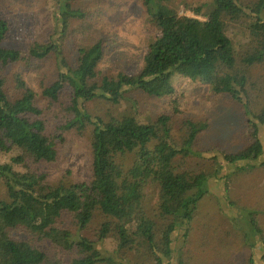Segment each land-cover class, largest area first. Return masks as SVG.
<instances>
[{"label": "trees", "instance_id": "trees-1", "mask_svg": "<svg viewBox=\"0 0 264 264\" xmlns=\"http://www.w3.org/2000/svg\"><path fill=\"white\" fill-rule=\"evenodd\" d=\"M139 1L143 13L134 32L143 52L134 75L125 68L136 55L115 57L110 45L117 43L121 17L97 26L74 8L77 0H52L49 38L15 47L8 44L13 25L0 17V156L16 152L0 162V264H264V211L233 200L230 214L222 206L218 211L238 228L236 213L243 221L242 258L215 254L228 237L210 215L201 254L189 248L203 201L213 195L210 183L227 196L236 170L264 168V0L187 4L197 17L179 14L176 0ZM239 24L253 40L240 55ZM16 67L29 70L31 81L33 72L38 89ZM257 69L263 74L256 77ZM181 77L240 105L247 142L239 152L209 148L213 154L204 156L201 135L209 122L186 117L177 124ZM151 98L167 101L169 112L145 116ZM96 102L108 107L105 114L91 111ZM75 137L88 162L85 176L70 182L74 169L64 155ZM196 158L211 169L195 170ZM39 164L64 171L51 179L33 169ZM98 215L101 223L88 236ZM19 227L29 236L24 246L14 237Z\"/></svg>", "mask_w": 264, "mask_h": 264}, {"label": "rangeland", "instance_id": "rangeland-1", "mask_svg": "<svg viewBox=\"0 0 264 264\" xmlns=\"http://www.w3.org/2000/svg\"><path fill=\"white\" fill-rule=\"evenodd\" d=\"M252 2L253 0H248ZM87 2H92L88 5ZM95 2V4H93ZM210 0H176V7L179 14L189 17H197L191 11L187 10V4L192 6H200L209 3ZM253 3V2H252ZM76 9H81L88 12V21L94 22L97 26L102 24H108L111 21L113 25L117 23V19L121 17L123 24L119 27V32L115 35L117 37V43L110 44L111 47L116 50L115 57L119 55V52L133 53L136 55L134 60L130 59L128 66L125 70L128 74L134 75L139 70L140 59L142 56V48L140 40L134 32L136 22L142 17L143 6L139 0H131L130 2H117L115 0H77L75 5ZM90 11V12H89ZM53 14L54 6L52 0H0V17H6L10 19L13 28L10 33L8 44H12L13 47L20 44L34 43L35 41H43L49 38V33H52L53 28ZM202 19V17H198ZM137 20V21H136ZM136 21V22H135ZM135 25V26H134ZM234 41L238 54H242L253 45V40L250 38L247 30V26L244 24L237 25L234 29ZM77 37L80 38L81 34L78 33ZM120 46H119V45ZM139 51V52H138ZM142 51V52H141ZM24 67L23 65H20ZM17 68L14 70H21L25 76L30 80L29 70H23V68ZM54 68V67H53ZM55 69V68H54ZM256 77L263 74L262 69L255 70ZM32 81L30 84L35 89H38V81L35 79V75L31 74ZM176 92L180 96L179 98V121L177 124L182 123V119L190 117L196 121L207 120L209 122L208 129L201 135L202 150L212 148L214 153H220L225 151L226 153L239 152L247 142V131L244 127V114L239 104L232 101L227 96H215L211 94L209 88L200 83L191 81L186 78H176L175 80ZM149 106L145 109L144 115L149 117V113L159 114L161 112L168 111L170 105L167 101H161L159 99L151 98ZM91 111L101 112L105 114L108 107L105 104L98 103L90 106ZM261 106L252 109L254 113L260 110ZM95 109V110H94ZM124 110V106L119 107V110ZM96 113V112H95ZM143 115V116H144ZM176 129L179 128L178 125ZM180 134H183L179 130ZM88 137L87 134L84 138ZM260 137L264 142V128L261 129ZM65 157L68 158L69 166L73 167L74 175L70 176L68 180L70 182L77 181L85 176L87 166V150L83 143L75 137L69 146L65 148ZM16 152L8 154H2L0 156V162H5L7 159L15 156ZM211 152H204V156L212 155ZM191 165L195 170L204 169L209 171V162L200 158L193 159ZM33 169H39L47 173L51 179H58L62 175V171H59L58 165L39 164L34 165ZM224 170V169H223ZM211 171V170H210ZM226 172V169H225ZM224 172V174H225ZM220 175V174H219ZM223 175V174H222ZM213 190V195H207L206 200L203 201L201 211L198 214V218L194 223V230L191 233V247L189 246L193 255L201 254L202 239L201 230L207 226L205 218L210 215L215 218V229L218 231H224L228 237V241L215 252L217 255H227L229 257L238 256L242 258L244 255V244L242 242V222L240 216L233 217L240 223L238 226L232 223V219L226 216V214L219 212V207L222 206V210L227 209L230 201L233 200L241 208H247L248 210L258 211L259 213L264 211V168L246 169L241 171H235L232 180L229 181V188L231 192L229 195H225L221 192V188L217 183H210L209 188ZM5 195V187L2 181H0V196ZM224 198V199H223ZM220 200V205L218 203ZM223 199V200H222ZM99 214V213H98ZM209 217V216H208ZM259 221L264 226V214L259 216ZM101 223V217L98 215L94 217L89 228L85 231L88 236H93L96 228ZM205 225H204V224ZM234 224V225H233ZM234 226L236 229L234 230ZM231 233L229 234L228 233ZM15 240L19 245L24 246L27 241L29 242L28 234L23 227H19L14 233ZM227 243H229L227 245ZM228 257V258H229ZM259 261V260H258Z\"/></svg>", "mask_w": 264, "mask_h": 264}]
</instances>
